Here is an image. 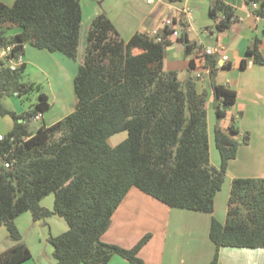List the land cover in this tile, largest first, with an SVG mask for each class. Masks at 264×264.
Returning <instances> with one entry per match:
<instances>
[{"label":"trees","instance_id":"1","mask_svg":"<svg viewBox=\"0 0 264 264\" xmlns=\"http://www.w3.org/2000/svg\"><path fill=\"white\" fill-rule=\"evenodd\" d=\"M244 2L251 7L256 3L253 13L264 20V0ZM208 14L217 30L237 20L233 7L223 0H212ZM81 21L80 0L0 2V46H11L14 59L23 54L25 44L75 58ZM8 25L19 30L7 34ZM172 32L166 27L159 36L134 32L124 40L104 13L94 16L73 77L75 109L34 132L27 121L50 108L48 96L38 83L23 80L24 62L11 69L0 60V116L13 119L12 128L0 139V226L14 241L0 253V264H19L31 257L15 224L24 212L34 221L56 215L67 223V230L47 238L54 264H106L114 255L145 264L138 252L150 234L130 248L101 240L131 188L171 208L213 212L228 162L240 144L248 143L249 135L238 140L234 125L228 126L230 134L216 126L220 163L210 165L205 92L197 91L192 77L182 85L177 70L163 68ZM263 37L264 26L261 37L254 36L245 49L250 57L240 61V68L247 60L264 64L259 49ZM177 40L187 41L185 54L195 47L185 33ZM205 59L213 78L215 58ZM12 94L21 100L36 94V101L17 115L1 102ZM212 94L216 116L222 118L236 101V90L212 82ZM122 131L126 138L110 146L108 138ZM4 162L9 167H3ZM50 193L53 206L47 209L39 202ZM226 204L224 222L210 219L208 236L215 251L208 264H217L223 246L264 248V177L233 178Z\"/></svg>","mask_w":264,"mask_h":264},{"label":"rangeland","instance_id":"2","mask_svg":"<svg viewBox=\"0 0 264 264\" xmlns=\"http://www.w3.org/2000/svg\"><path fill=\"white\" fill-rule=\"evenodd\" d=\"M191 2L192 5L190 8L192 11V20L189 22L191 28L188 32V37L191 41H197L200 43V45L197 44V47L198 49L202 50V52L207 47L213 48L217 46H224V44L227 43V48L224 52L228 56V58H232L230 61L233 68L229 70L224 68L219 70L215 69V72H217L215 73L216 75H214L211 79V84L212 82L217 84L220 83L236 90L237 104H232L231 106L226 108V114L224 117L218 118L216 116V103L213 100L214 98L211 90V85L207 81L208 74L204 73L201 68L193 72L186 70L187 63L183 62L185 55L182 41L174 42L170 49L166 48L164 62L165 64H167L165 65L167 68H174L175 70H177L178 78L182 82V85L186 80L187 73L193 78H197V76L201 75L200 73L205 76L204 84L202 83L203 89L200 92L205 90V109L207 120V134L209 140L210 165L218 167L220 163V156L214 142V128L216 126H219L222 131L230 134L228 126L234 125L239 129L240 134L243 135L245 133H248L246 130L249 131L248 128L250 127L251 131H249V134L254 139L253 143L257 145V142L262 139L259 131H264V106H260V102L259 100H257V98H259L261 95L258 96L259 92L255 91L256 89L253 91L251 78H264V73H253L251 71L241 72L238 68V62L234 59V56L239 53L238 46L241 42L242 37L247 38L248 35H250L253 38L255 34L256 36L261 37V29L264 26V21H260L256 31L255 29H251L246 24L248 22L251 23L250 19V21H235L231 26V31L233 32L228 31L226 32V34H219L220 31L215 27L214 20L208 14V6L212 4V0H191ZM80 6L82 10V21L80 27L79 45L75 58L68 57L60 52L39 50L30 46L29 44L24 45L23 54L21 55L22 59L25 58L24 60H26V68L23 80L26 82L33 81L38 83L40 85V90L48 96V101L50 104V108L45 111L42 116H40L39 118H32L27 121V128L30 132L36 131V129L43 124L49 125L65 117L75 109L77 97L73 88V77L77 71L78 65L81 63L83 58L86 45V35L93 17L99 13H104L111 21L115 23L116 27L121 33L120 37L124 40H127L134 32H141L146 30L144 21L149 13L152 4H147L146 0H80ZM249 7L250 9H252L251 5H249ZM236 15L238 17L244 18V14L240 10L237 11ZM15 28V26L8 25L7 34L16 32L17 29ZM236 29L239 30L236 31ZM177 31L179 33V37H181L186 29L183 27V25L178 24ZM217 37L219 39L222 37V41L217 39ZM231 40L235 41L233 47L231 46L232 48L228 47L231 43H233ZM0 53V60H2L4 65H9V61H6L4 59V48L1 46ZM219 55L220 51L217 55H215V59L216 57H219ZM172 56L176 59L174 61V65L171 64L173 61ZM200 57L201 59L205 60L204 55ZM244 57H246V59H249L250 56L248 57V55L244 54ZM259 91L261 92V90ZM262 91L264 90L262 89ZM35 101L36 94H32L31 98L28 100H21V98L17 97L15 94H12L4 96L1 102L6 109L14 112L17 115H20L28 111L30 105ZM258 105L261 109L258 107ZM242 107L247 108V110L250 111L251 114H247L242 118L241 113L239 112L242 110ZM255 107H258L259 110H257V108L255 109ZM12 125L13 119L10 115L7 114L0 116V134L5 135L12 128ZM257 128L259 129V131L257 130ZM234 137L238 140H241L243 138L238 135ZM124 138H126V132H118L108 138V143L110 146H115ZM257 148L259 149L260 147ZM257 152V149L253 152H247L249 157L246 156L247 158L245 157L244 162H242L241 164L235 162L232 166L227 168L222 186L216 193L214 198V210L212 213L206 214L214 216L220 222L225 221L227 208L226 203L229 196L231 181L233 178H235L237 172H245L242 173L243 177H251L249 175L250 173H248L249 167L257 169L263 166L264 160L262 156H260L259 158L256 156ZM245 154L246 153H243L242 155L244 156ZM53 198V193H50L43 197L39 204L47 209H52ZM181 210L189 211L186 209ZM42 222L47 223L45 231L50 230V235L52 236L57 235L67 230L68 228L67 223L64 221V219L56 215L48 216L47 218L41 220V224ZM49 226H51V228H49ZM25 229V236L26 239L29 240L28 243L30 244L31 251L34 254V259L36 261H46V257L48 256V254L51 259H54L51 253V251H53L51 244L49 242H45V244L38 245L34 229H32L30 225L28 226V224ZM179 231L176 230L175 236L168 240V244L170 245L169 247L172 250L175 249L179 241ZM7 235L14 244V241L10 238L8 232ZM196 235L197 237L201 238L200 234L196 233ZM3 237L4 234H2L1 232L0 242L5 240V238ZM121 238L125 243L129 242L128 235H122L120 239ZM183 238L185 240H188L186 235H184ZM21 240L24 242L22 235ZM190 242L188 243V250L192 252L194 247V240H191ZM210 243L211 245H214L212 242Z\"/></svg>","mask_w":264,"mask_h":264},{"label":"crops","instance_id":"3","mask_svg":"<svg viewBox=\"0 0 264 264\" xmlns=\"http://www.w3.org/2000/svg\"><path fill=\"white\" fill-rule=\"evenodd\" d=\"M223 1L226 4H229L233 7L235 15L239 10L243 12L244 18L238 17L236 15L237 17L236 21L242 22V21H248L250 19L251 23L248 22L246 24L251 29L253 30L255 29V31L257 30L260 21L263 19L257 17L253 13L254 10L253 7H251L252 9H250V7L247 4H245L244 0H223ZM0 2H3L7 5H12L13 0H0ZM147 4H152V6L144 21L146 30L141 32L149 36L161 35L162 31L166 27L165 20L168 18L172 19L173 21V25L171 27L172 30L177 31V25L178 24L183 25V27L186 29L184 33L186 34L187 39L195 46L192 52L189 54H185L184 51L185 58L183 59V62L187 63L186 70L193 72L201 68L204 71V73L208 74L207 81L210 83L212 90V84H211L212 78L210 77L209 74L210 66L207 63L206 59L203 60L200 57L204 55V52H202V50L198 49L197 47V44L200 45V43L197 41H191L190 38L188 37V32L190 31L191 28L189 22L192 20V11L190 8L192 5L191 0H183L182 2L179 3H171L169 0H155L153 1V3H147ZM112 23L114 24L119 35H121L115 23L113 21ZM231 26L224 30H219L220 31L219 34H226V32L228 31L233 32L231 31L232 30ZM15 29H17V31L19 30L17 27ZM237 30L239 29H236V31ZM177 38H179L178 31L176 36L174 35L169 36V39L172 42L170 45L165 47V50L166 48L170 49L174 42L182 41V40H177ZM217 39L219 38L217 37ZM252 39L253 38L250 35H248L247 38L245 37L241 38V42L239 43L238 46L239 48L237 47L239 49V53H237L236 56L233 55L234 59L238 62V68L241 72L251 71L253 73H262V72L264 73V64L262 65L254 64L252 63L251 60H247V64L245 68L243 69L240 68V61L243 58H246L244 57L245 49L252 44ZM219 40L222 41V37ZM231 41L233 43H231L228 47L231 46L233 47L235 41L234 40ZM186 43L187 41L184 40L182 41L183 50ZM224 46H217L213 48L207 47L212 50H217L215 54L211 55L213 56V58H215V55H217L220 51L219 57H216L215 59L214 65L216 70L223 68L229 70L233 68L231 66V61H230L232 58L231 57L228 58V56L224 52L227 48V43L224 44ZM259 49L262 55L264 56V37L261 40ZM165 50L163 56V68H165V70H170L171 68L169 69L165 66L167 65L164 62ZM135 51L139 52L138 49L133 50V52ZM221 55L227 56V60L225 61V63L221 62L220 60ZM204 56L206 58V55ZM24 59L25 58L22 59V62H24L26 66V60ZM172 60L173 61L171 64L174 65V61L176 60L175 57L172 56ZM190 60H193L192 66L189 65ZM227 64L228 66L225 67V65ZM200 74L201 75L197 76V78L192 77L195 80V84L198 92H200L203 89L202 83L204 84V80H205L204 79L205 76H203L202 73ZM187 76L190 75L187 73L186 77ZM28 82H33V81H28ZM251 83L253 86L252 88L253 91L256 89L255 91H258L260 93V94L258 93V96L261 95L259 98H257V100H259L260 102V106H264V91H262V89L264 90V78H259V77H256V79L251 78ZM259 90H261V92ZM235 102L234 104H237V95ZM258 107H255V109L257 108V110H259ZM239 112L241 113L242 118L247 114H251L250 111H248L247 108L244 107H242V110ZM248 129L249 131H251L250 127ZM257 130L259 131L258 128ZM246 131L248 132L249 135L248 143L240 144L238 146L236 156L235 158L230 160V162H228L227 168L232 166L235 162L241 164L242 162L245 161L244 159L246 156L249 157L247 152H253L256 149L258 151L256 156L258 158L262 156L264 160V131H259L262 139L259 140V142H257L258 143L257 145L253 143L254 139L249 134V131L248 130ZM242 135L243 134H240L239 131L238 136L243 137ZM257 147L260 148L258 149ZM243 153L246 154L243 156L242 155ZM248 170H249L248 173H250L249 175L251 177H264V161L262 167H259L257 169L249 167ZM242 173L245 172H237L235 177H243ZM26 214L29 213H23L20 216H18L15 219V224L20 234L22 235V238L26 246L30 250L31 257L19 264H44V263L54 264V259H51L49 254L46 257V261L43 260L36 261L34 259V254L31 251L30 244L28 243L29 240L26 239L25 236V231H26L25 227L28 224V226L30 225V227L34 229L35 237L37 239L38 245L45 244V242L47 243L48 242L47 238L51 232L50 230L45 231V227L47 226L46 225L47 223L42 222L41 224V220L34 221L32 220L30 214L29 215ZM211 216L212 215H208L204 212H196L191 210L183 211L181 209L168 207L160 203L159 201L151 198L150 196L144 194L139 189L131 188L126 194V196L123 198L121 203L119 204L118 208L113 213L111 217L110 225L106 230V232L101 236V240L106 243L117 244L124 248H130L145 234H150V238L138 252V256L143 260L145 264H208L215 251V246L211 245L210 242L212 241L209 239L208 236ZM49 228H51V226H49ZM0 230H2L0 231V233L2 232V234H4L3 238H5V240L0 242V253H1L6 249H8L10 246H12L13 242L9 239L7 235V231L4 226H0ZM176 230L178 231L180 230L179 231L180 238L175 249L172 250L169 247L170 245L168 244V240L175 236ZM196 233L200 234L201 238L197 237ZM122 235H128L129 237L128 243H125L122 238L120 239ZM184 235H186L189 241L183 238ZM191 240H194V247L192 252L188 250L189 249L188 243ZM106 264H131V263L128 260L118 255H114L110 258V260ZM217 264H264V248L225 247V246L220 247L218 250Z\"/></svg>","mask_w":264,"mask_h":264},{"label":"built area","instance_id":"4","mask_svg":"<svg viewBox=\"0 0 264 264\" xmlns=\"http://www.w3.org/2000/svg\"><path fill=\"white\" fill-rule=\"evenodd\" d=\"M146 1H147V3H153L154 0H146ZM252 7H253V8H256V7H257V4H256V3H252ZM172 25H173V21H172V19L168 18V19L165 20V26H166L167 28H171ZM172 35L176 36V35H177V31H176V30H173ZM158 40H159V39H158ZM10 49H11V46H7V47H5V48H4L3 56H4V59H5L6 61H9V65H8V66H9L11 69H14L15 67L19 66V65L22 63V57H21L20 55H19L17 58H15V59H14L13 57H11L10 54H9ZM216 51H217V50H212V49H210V48H207V49H205L203 52H204V55H212V54H214ZM1 53H2V52H1ZM1 53H0V56H1ZM220 60H221L222 63H225V61L227 60V56H225V55H221V56H220ZM40 116H42V114H41V113H38L36 116H34V117H32V118H39ZM32 118H31V119H32ZM2 137H3V136L0 135V139H2ZM3 167H9V163H8V162H4V163H3Z\"/></svg>","mask_w":264,"mask_h":264},{"label":"water","instance_id":"5","mask_svg":"<svg viewBox=\"0 0 264 264\" xmlns=\"http://www.w3.org/2000/svg\"><path fill=\"white\" fill-rule=\"evenodd\" d=\"M20 120V119H19Z\"/></svg>","mask_w":264,"mask_h":264}]
</instances>
